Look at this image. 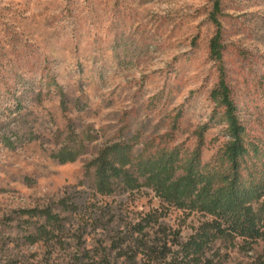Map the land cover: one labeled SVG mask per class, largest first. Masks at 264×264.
<instances>
[{
    "label": "rangeland",
    "instance_id": "1",
    "mask_svg": "<svg viewBox=\"0 0 264 264\" xmlns=\"http://www.w3.org/2000/svg\"><path fill=\"white\" fill-rule=\"evenodd\" d=\"M215 2L0 0V264H186L200 244L203 264H264V236L221 237L215 217L145 187L100 196L85 170L132 137L136 150L173 139L192 151L205 126L203 162L216 154L226 138L210 99ZM217 20L226 81L264 160V0H220ZM73 134L93 141L61 164L54 156ZM35 209L59 214L66 232L32 244L40 222L24 212ZM137 238H161L168 257L130 261Z\"/></svg>",
    "mask_w": 264,
    "mask_h": 264
},
{
    "label": "trees",
    "instance_id": "2",
    "mask_svg": "<svg viewBox=\"0 0 264 264\" xmlns=\"http://www.w3.org/2000/svg\"><path fill=\"white\" fill-rule=\"evenodd\" d=\"M219 12L220 0H216L212 17L217 33L211 41L210 56L219 64L220 75L217 85L210 92V99L216 107L215 111L220 110V120L217 121L225 125L222 133L226 138L216 154L210 161L203 162L204 137L208 129L205 126L197 130V143L192 151L181 145H169L174 142L173 139L158 146L147 142L136 150L140 140L132 137L104 146L85 170L100 196H111L121 187L131 192L145 187L170 206L199 210L215 217L219 220L216 229L221 237L258 239L264 236L263 206L255 208L264 198V160H254L260 155V147L248 139L246 127L239 116L240 110L226 81L222 67L224 46L217 20ZM85 141H93V138L73 134L54 157L61 164L75 162L86 151ZM59 207L65 213L77 211L74 204L64 199L59 202ZM24 214L40 222L35 234L27 239L32 244L66 232L64 220L52 210H27ZM139 231L142 234L144 229ZM158 234L155 232V235ZM160 239L156 238L149 244L137 238L139 252L130 261L136 263L138 255L165 260L170 250ZM119 249L121 253L122 247ZM203 252L204 246L198 245L187 256L186 264H203ZM125 256L120 254L122 258Z\"/></svg>",
    "mask_w": 264,
    "mask_h": 264
}]
</instances>
